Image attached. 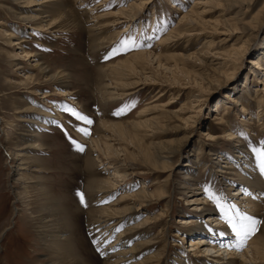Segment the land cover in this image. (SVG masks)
I'll return each mask as SVG.
<instances>
[{"label": "rangeland", "instance_id": "374dc122", "mask_svg": "<svg viewBox=\"0 0 264 264\" xmlns=\"http://www.w3.org/2000/svg\"><path fill=\"white\" fill-rule=\"evenodd\" d=\"M27 1L0 0V264H59L44 242L54 225L84 240L87 264H105L107 255L115 263L134 247L130 264L154 254L165 264H222L229 257L238 264H264L254 262L249 246L264 227V187L251 189L239 177L255 175L247 157L252 152L259 161L256 150L264 148V106L258 104L264 102V60L261 67L253 65L264 58V0H52L55 5L41 14L49 15L42 32L15 18L41 11L34 10L41 4ZM179 29L182 36L175 33ZM142 52L143 59L134 56ZM127 59L132 70L121 76L116 67ZM105 91L113 93L104 97ZM36 120L53 130L39 129ZM110 123L125 127L132 142L116 137ZM35 132L44 136L45 147L34 155L43 166L39 183L30 182L29 169L36 167L11 158L17 144L37 139ZM147 149L166 152L170 167L144 158ZM90 155L96 168L87 167ZM91 175L116 187L92 195L101 209L132 205L115 230L94 227L77 195L86 196ZM141 190L147 198L132 197ZM159 190L166 191L163 197ZM125 194L132 199L119 202ZM226 214L235 222L243 215L255 218L257 231L238 236ZM214 215L220 220H212ZM189 218L195 221L179 222ZM145 220L149 232L122 245L118 235ZM201 224L207 227L197 234ZM192 237L212 241L198 249L201 257L190 250ZM152 238L157 243L141 249L139 243Z\"/></svg>", "mask_w": 264, "mask_h": 264}, {"label": "bare ground", "instance_id": "6f19581e", "mask_svg": "<svg viewBox=\"0 0 264 264\" xmlns=\"http://www.w3.org/2000/svg\"><path fill=\"white\" fill-rule=\"evenodd\" d=\"M17 1V0H16ZM59 0H57L56 3H58L59 5H62L64 2V0H60V2H58ZM109 1V0H108ZM55 1H52V0H41L39 3H37V1H34V0H28L27 3H29L30 5H36V4H41L40 6V9H34V10H41V11H38V13H30L28 14L29 12H24L22 11L21 14H19L18 17H15L17 19H19V22L21 23H24V24H31L32 25V28H35L36 30L38 31H41L44 29L45 27V24H42L43 21H46L44 17H47L49 15H46V16H42L41 14L42 13H45V9H49L50 7L54 6ZM108 4V3H107ZM133 6V5H132ZM43 8V9H42ZM127 9V8H126ZM43 10V12H42ZM135 10V9H134ZM125 10L122 9L120 10L121 14L122 15H126L127 13L124 12ZM119 12V11H118ZM113 14H104L103 16L106 17V18H109L108 16H112ZM130 16V14H128ZM127 16V17H129ZM99 17V16H97ZM126 17V18H127ZM135 17V16H134ZM131 18V17H130ZM99 20V19H98ZM118 19L114 20L117 21ZM107 22V21H106ZM109 22V21H108ZM107 22V23H108ZM123 23V21H119L118 23L116 24H120V23ZM99 24V26H102V30H106V27L101 25V22L97 23ZM115 24V23H114ZM48 27L49 28H53L55 25H54V22H49L47 23ZM179 26V25H178ZM181 27V25H180ZM183 27V26H182ZM248 28V27H247ZM98 29V28H97ZM178 29V28H177ZM44 31V30H43ZM184 31H181L180 29L179 30H176L175 33H177L179 36H182ZM97 33V32H96ZM103 33V31H102ZM251 33V32H250ZM118 36V35H117ZM101 38V37H100ZM178 38V37H177ZM24 41V40H22ZM95 41V40H94ZM164 40H162L163 42ZM207 42V41H206ZM210 42V41H209ZM20 43V42H19ZM19 43H14V45L16 44H19ZM208 43V42H207ZM21 44V43H20ZM29 56H33V54H30L28 53ZM134 56L137 58V59H143V52L142 53H136L134 54ZM264 58L261 57V58H255V61L253 62V65H255V67H261L262 63L263 62ZM134 68V67H133ZM117 69V72H119V74L121 76L124 75V73L131 69L132 70V63L127 60L125 61H122L121 63L119 62L118 63V66L116 67ZM134 70V69H133ZM261 82V80H259ZM118 84V83H117ZM107 87V86H106ZM106 90V89H104ZM68 92L64 93L67 95ZM105 95L104 97L107 95H111L113 92L111 91H105L103 92ZM45 97H48L50 96L51 94H49L48 92H45ZM128 94V93H127ZM164 94V92H163ZM44 96V95H43ZM110 97V96H109ZM257 98V97H256ZM233 101H237L236 99H233ZM173 102V100H172ZM263 101L262 100H259L258 101V104H263L261 106H264V102L262 103ZM171 104V103H168V105ZM245 107V106H244ZM27 110L29 109V107L26 108ZM166 113H170V112H166ZM163 114V113H162ZM172 115V112L170 113ZM20 117V116H19ZM23 120H27L23 117ZM30 120V119H29ZM39 124V129L41 128H46L48 130H53L49 124H45L43 121H40V120H36ZM106 123V122H105ZM107 124V123H106ZM133 125V124H132ZM142 125V124H141ZM109 126V125H108ZM114 126V127H113ZM110 127L113 128V131L117 134L116 137H119L120 140H124V141H128L130 140L132 142V139H129L128 136H129V132L126 130L125 127H123L120 123H117L116 125L113 124V123H110ZM106 130V129H105ZM112 131V132H113ZM32 133V132H31ZM37 134V139L36 140H33L31 139V141L27 142L26 141L24 143H19V144H15L16 146V149L14 150L15 152L13 153L15 156H11L12 158V161H14L15 159L17 158H20L22 160H27L30 164H32L31 166H34L36 167L35 169H29V170H32L33 175H32V179H31V183L34 182H38L39 181H35L36 179H39V178H42L43 176L42 175H39L37 173H40L42 172V168L43 166H40L41 163L40 160L37 158V157H34L35 153H40V151L44 150L45 147H44V144L42 142V139H44V136L42 135L41 136V133L40 132H35ZM210 134V133H209ZM25 136L27 137H32V134H24ZM115 135V134H114ZM136 135V134H135ZM230 136H232L233 139H235L236 137H238L235 133H230L229 134ZM133 136V135H132ZM212 138V137H211ZM29 140V139H28ZM107 138L105 139L104 137H102L101 139V144L104 148L107 149V152H108V155H112L113 154V151H112V146L109 144L108 141H106ZM97 141V140H96ZM98 144V142H97ZM13 146V145H12ZM156 148V147H155ZM154 148V149H155ZM29 149V150H28ZM28 150V151H26ZM30 150H35V151H38V152H33V151H30ZM142 152V151H141ZM159 153V154H158ZM158 153H152L150 149H147V150H144V158H146L147 160H149L152 164H154L156 167H158V163L161 162L163 163V166L162 167H170L169 163H171L170 161V157L166 154H163V153H166V152H158ZM162 153V155L160 154ZM172 153V152H171ZM91 154V153H90ZM174 155V153H172ZM18 156V157H17ZM135 156V155H134ZM248 158V162L251 164V167L253 169V173H255V175L253 177H246V175H243V174H239V177L241 179L244 180V182L246 184L249 185V187H251V189H253V187H259V188H262L264 187V181H262L264 179V174L262 173L261 171V168H260V162L257 161L256 159L253 158V154L252 152L250 153V156L247 157ZM145 159V160H146ZM144 160V159H143ZM146 160V161H147ZM11 161V162H12ZM15 162V161H14ZM226 163H229L228 160H225ZM27 163V162H26ZM87 164L89 168H96V164H97V161L95 158H93L91 155L89 157H87ZM231 165V163H229ZM227 166V165H226ZM229 166V165H228ZM228 168H231L230 166ZM248 170V169H247ZM118 172V171H117ZM116 172V173H117ZM23 174V173H22ZM118 176L123 179L124 177V174L118 172L117 173ZM251 176V175H250ZM42 183V182H41ZM43 185V184H42ZM28 187V186H27ZM96 189V190H93V189ZM104 188H109L110 191H113L116 187L113 186V184L110 182V180L108 179H100V178H96L95 175H91L89 177H87L86 179V192H84V194H86V196H84V202L86 204V210H87V213L89 215V220L92 221V224L94 225V227H97L98 230L102 227H105V230H115L119 225H121V223L123 222V219L120 217H124V215L126 216V214H129L130 211L133 209L132 208V205H130L129 207H123V210H118V208H112V209H105V208H102L98 205V203H94L92 202L91 200V197L94 193L98 192V191H101L103 190V192L105 193L106 190H104ZM197 189H199L198 187H196ZM30 189V188H29ZM38 190H41V191H45L46 188L44 187H41L40 189ZM109 191V190H108ZM160 192L158 193V195L160 197H163L165 195V192L166 191H163V190H159ZM255 191V190H254ZM93 192V193H92ZM203 192V191H201ZM44 193V192H42ZM240 191H238L237 194H239ZM241 195H244L243 197L241 198H248L243 192L240 193ZM147 192L146 190H141V191H138L136 194H133L132 197H134L135 199H138V200H143L145 198H147ZM131 196H128V194H125V195H122L119 197L118 201L121 202V201H127L128 199H132ZM96 201V200H94ZM98 201V200H97ZM116 201V203L118 202ZM202 202V201H201ZM115 203V204H116ZM127 203V202H126ZM240 203V202H239ZM247 204V206L250 208V210L252 211V209L254 210L255 212V208L254 206L256 205L254 200L251 199V200H246L245 202ZM89 204V206H88ZM127 205V204H126ZM67 206V205H66ZM53 208L54 205L52 206ZM88 207V208H87ZM45 208V207H44ZM48 208V206H47ZM68 209V207H66ZM140 208V207H139ZM201 208V207H200ZM50 209V208H49ZM61 209V208H60ZM65 209V210H67ZM202 209V208H201ZM48 210V209H47ZM65 210H60V211H65ZM199 210V209H198ZM53 211V210H51ZM51 213V212H50ZM55 214V213H54ZM66 214V213H64ZM63 214V215H64ZM46 215V214H45ZM48 215V214H47ZM56 215V214H55ZM54 216V215H53ZM52 216V217H53ZM58 216V215H57ZM65 216V215H64ZM68 216V215H67ZM70 216V214H69ZM60 217V216H59ZM66 217V216H65ZM212 217V220H220L216 215L214 216H211ZM49 218V217H48ZM55 218V216H54ZM50 219V218H49ZM52 221V220H50ZM48 221V222H50ZM60 221H62L60 219ZM195 220L192 219V218H189V219H181L179 220V222H182V223H193ZM58 222H59V219H58ZM70 221H68L67 223H69ZM114 222V224H112ZM46 223V222H45ZM63 223V222H62ZM147 223H149L148 221H143V223L141 224H138L137 226H134L132 228H129L128 231L118 235V238L117 239H120L121 240V243L122 245L123 244H126L130 241V239L134 236H137V234H141V232L145 233V232H149V229H151L152 227H149L147 225ZM64 224H66L64 222ZM107 224H110L109 226H107ZM236 224L239 228L240 226V221H236ZM196 225V224H194ZM44 227H46L47 225H42ZM60 226V223L59 225ZM54 227V231H51V233H49L48 235H45L46 237L44 238V242H45V245H46V248L48 250L51 251L52 254H56V261H58L59 264H87L84 262V260L82 259V253L84 251V240L81 239V238H78L76 240V238L72 235V233H70V230L68 228H61L59 229L58 227H56V225L52 226ZM66 227V226H65ZM69 227V226H67ZM207 227V226H204L203 224L201 225H197V227L194 229L197 234H199L200 232H203L204 231V228ZM204 233V232H203ZM224 233V232H223ZM238 233V232H237ZM195 234V235H197ZM202 234V233H201ZM184 235V234H183ZM236 236V234H235ZM238 236H240V234H238ZM242 236V235H241ZM101 237V236H100ZM183 237V236H182ZM207 237V236H206ZM206 237H192L190 239L191 243V247L192 249H190L191 251H194L195 253L198 252V249L202 248V246L204 244H212L211 242L208 241V239ZM83 238V237H82ZM154 238V237H153ZM152 239H147V240H142L139 244H140V247L141 249L142 248H148L149 246H152V245H155L157 242H155L154 240ZM184 238V237H183ZM238 238V237H237ZM239 240V239H238ZM154 241V242H153ZM249 246H253V248L255 249V256L253 257V259L255 260L254 262H257V259L259 260L258 262L260 263H263L264 261V227H262L254 236L251 240H249ZM117 243V242H116ZM116 243H114L113 245H115ZM230 243V242H229ZM99 244V243H98ZM241 244V243H239ZM138 245V244H137ZM121 246V245H120ZM213 246H216V244H214ZM139 248V250H141ZM83 248V249H82ZM135 248V247H134ZM134 248L130 249V251H128V249H125L123 250L124 252H121L119 254L118 257L119 259L113 263V261L111 262L110 261V257H106V259H104V262L105 264H130V257H131V252L134 250ZM204 248V247H203ZM137 249V248H135ZM163 253H161V256H162ZM202 254H199V253H196L194 256L196 257H201ZM220 256V255H219ZM92 257V256H91ZM84 258V257H83ZM93 258L95 259L96 257L94 256L93 254ZM161 258V257H160ZM159 258V259H160ZM231 260H227V261H222V264H238V262H234L236 261L235 258L236 257H229ZM85 259V258H84ZM158 257H156V254L150 256V257H146L145 260H143L141 263L139 264H165L166 261L164 260H161V261H158L159 260ZM96 260V259H95ZM182 262V261H181ZM102 264V263H101ZM133 264V263H131ZM220 264V263H219Z\"/></svg>", "mask_w": 264, "mask_h": 264}, {"label": "snow or ice", "instance_id": "6c2138e0", "mask_svg": "<svg viewBox=\"0 0 264 264\" xmlns=\"http://www.w3.org/2000/svg\"><path fill=\"white\" fill-rule=\"evenodd\" d=\"M126 47V45H125ZM116 52H113V55H115ZM65 111L69 112L72 116H74L76 119L78 120H83L84 122L91 124L92 121L84 116L83 114H81L80 112L76 111L74 108H66ZM116 115H120L121 112H117L115 113ZM81 132L85 133L86 135L89 134L88 130L85 128H81L79 129ZM80 147V146H78ZM80 150L83 151V148L80 147ZM257 151V155L260 161V168L261 171H264V148L262 149H258ZM77 195L80 197V201L81 203L84 202V195L83 193H77ZM215 198V197H212ZM225 219L232 224V227L234 230H236L238 232V234L243 235L244 238H247L250 235H253L256 231H257V224L259 223L255 218L251 217V216H247V215H243L240 217V226L239 228H237V224L235 222L234 217L232 216H228L227 214L225 215Z\"/></svg>", "mask_w": 264, "mask_h": 264}]
</instances>
